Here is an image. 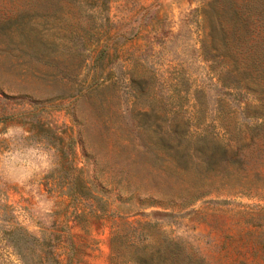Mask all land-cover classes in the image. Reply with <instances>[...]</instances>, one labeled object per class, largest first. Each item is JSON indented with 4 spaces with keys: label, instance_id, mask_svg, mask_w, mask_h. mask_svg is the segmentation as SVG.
<instances>
[{
    "label": "rangeland",
    "instance_id": "374dc122",
    "mask_svg": "<svg viewBox=\"0 0 264 264\" xmlns=\"http://www.w3.org/2000/svg\"><path fill=\"white\" fill-rule=\"evenodd\" d=\"M261 102L264 0H0V264H38L39 243L112 264L116 220L68 188L83 167L104 210L163 201L129 219L151 224L147 244L264 264ZM187 148L190 170L163 171Z\"/></svg>",
    "mask_w": 264,
    "mask_h": 264
},
{
    "label": "trees",
    "instance_id": "16d2710c",
    "mask_svg": "<svg viewBox=\"0 0 264 264\" xmlns=\"http://www.w3.org/2000/svg\"><path fill=\"white\" fill-rule=\"evenodd\" d=\"M6 96V93H2ZM59 108V107H58ZM54 109H57L54 107ZM256 117L262 121L258 128L264 127V103L259 105L256 109ZM255 116V115H254ZM253 116V117H254ZM215 153H213L214 155ZM172 160L168 162L166 160L163 164V171H170L172 173L185 174L195 163L194 153L191 149H176V152L171 154ZM213 159V156L209 157ZM168 162V163H167ZM197 162V161H196ZM201 162V161H200ZM77 172V176L72 178L69 183V190L74 196L85 200L88 203V208L91 212L97 215L100 219L111 218L116 220L114 226L115 231L111 238V250H112V264H119V260L129 259L131 264H200L195 258L185 252L184 247L177 242L169 238H163L162 244H147L146 242L152 239L151 224H143L141 222H129V219L135 216H147L145 211L153 207H161L165 209L163 201L148 197L147 199L135 198L133 195L127 197H121L118 194L110 208L115 209H102L100 205L103 199L98 192V185L96 184V175L89 176V171L86 168L74 169ZM87 173V174H85ZM121 186V183H117V188ZM140 204V205H139ZM166 210V209H165ZM164 211H155L150 215L162 216L166 215ZM85 212H82L80 217L84 216ZM146 237V240L142 243H137V236L142 235ZM32 239L28 235H23L20 240ZM39 243V239H34ZM20 241V242H21ZM40 244V253L37 254L38 264H47V261H52L54 264H60L59 260L55 259V255L51 254V251L45 252L43 249L48 247L45 243ZM133 248L135 253L130 254L126 250ZM148 249V250H147ZM19 254L24 257L22 248L19 249ZM23 254V255H22Z\"/></svg>",
    "mask_w": 264,
    "mask_h": 264
}]
</instances>
